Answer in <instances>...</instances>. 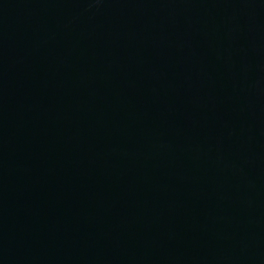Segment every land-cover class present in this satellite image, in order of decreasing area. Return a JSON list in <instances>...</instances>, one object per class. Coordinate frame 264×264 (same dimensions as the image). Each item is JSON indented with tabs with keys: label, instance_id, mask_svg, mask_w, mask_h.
Masks as SVG:
<instances>
[{
	"label": "water",
	"instance_id": "95a60500",
	"mask_svg": "<svg viewBox=\"0 0 264 264\" xmlns=\"http://www.w3.org/2000/svg\"><path fill=\"white\" fill-rule=\"evenodd\" d=\"M0 264H264V0H0Z\"/></svg>",
	"mask_w": 264,
	"mask_h": 264
}]
</instances>
